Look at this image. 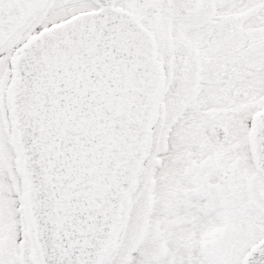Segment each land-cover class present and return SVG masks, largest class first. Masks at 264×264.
I'll list each match as a JSON object with an SVG mask.
<instances>
[{
	"label": "snow or ice",
	"instance_id": "snow-or-ice-1",
	"mask_svg": "<svg viewBox=\"0 0 264 264\" xmlns=\"http://www.w3.org/2000/svg\"><path fill=\"white\" fill-rule=\"evenodd\" d=\"M0 264H264V0H0Z\"/></svg>",
	"mask_w": 264,
	"mask_h": 264
}]
</instances>
